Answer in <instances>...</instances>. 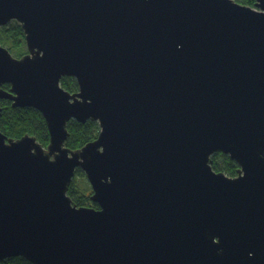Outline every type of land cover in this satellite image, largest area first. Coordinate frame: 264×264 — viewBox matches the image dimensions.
Here are the masks:
<instances>
[{
	"label": "water",
	"instance_id": "water-1",
	"mask_svg": "<svg viewBox=\"0 0 264 264\" xmlns=\"http://www.w3.org/2000/svg\"><path fill=\"white\" fill-rule=\"evenodd\" d=\"M12 21L0 101L50 142L0 131V263L264 264V0H0ZM71 121L98 138L69 149ZM78 169L99 209L68 196Z\"/></svg>",
	"mask_w": 264,
	"mask_h": 264
},
{
	"label": "trees",
	"instance_id": "trees-1",
	"mask_svg": "<svg viewBox=\"0 0 264 264\" xmlns=\"http://www.w3.org/2000/svg\"><path fill=\"white\" fill-rule=\"evenodd\" d=\"M237 3L254 8L257 0H234ZM0 41L7 46L11 53H14L16 58L24 57L25 35L21 25L13 23L9 27H3L0 30ZM62 87L70 93L79 91V86L74 78L65 77L61 82ZM5 90H9L10 86L5 85ZM0 106L3 107V114L0 116V131L13 139H20L26 135L34 136L44 146L48 147L50 135L47 123L43 115L33 108H13L10 101H0ZM69 138L66 146L77 151L82 149L88 143L95 141L100 134V126L97 122L89 121L86 124L77 121H71L68 124ZM212 168L218 173H224L228 177L234 178L238 175L239 166L228 155L224 153H216L212 157ZM85 174L78 169L76 178ZM70 185L68 196L73 203L79 207L87 206L88 202L83 197L79 196V191L74 184ZM91 202V201H90ZM98 209L99 206L94 204ZM0 264H31L22 257L7 259Z\"/></svg>",
	"mask_w": 264,
	"mask_h": 264
},
{
	"label": "rangeland",
	"instance_id": "rangeland-1",
	"mask_svg": "<svg viewBox=\"0 0 264 264\" xmlns=\"http://www.w3.org/2000/svg\"><path fill=\"white\" fill-rule=\"evenodd\" d=\"M255 8V7H254ZM13 23H18V22H16V21H12L9 25H11V24H13ZM19 24V23H18ZM9 25L8 26H6V27H9ZM20 25V24H19ZM3 28V27H2ZM2 28H0V30L2 29ZM0 46H3V47H5V48H8L7 46H5L1 41H0ZM23 50H24V53L25 52H27L28 53V49H27V45H26V42H25V46H24V48H23ZM13 54V56H14V53H12ZM15 57V56H14ZM237 177V176H236ZM75 183V186H76V189L79 191V196H81V197H83L85 200H87V201H91V197L94 195V191H93V188H92V186H91V184H90V182L88 181V179H87V177H86V175L84 176V177H82V176H79V177H77L76 178V176H75V178H74V180H73ZM73 183V182H72ZM88 202V204H87V206H85V207H90V208H96L95 206H94V204L95 203H93L92 201L91 202ZM99 209V208H98Z\"/></svg>",
	"mask_w": 264,
	"mask_h": 264
},
{
	"label": "bare ground",
	"instance_id": "bare-ground-1",
	"mask_svg": "<svg viewBox=\"0 0 264 264\" xmlns=\"http://www.w3.org/2000/svg\"><path fill=\"white\" fill-rule=\"evenodd\" d=\"M88 208H90V207H88Z\"/></svg>",
	"mask_w": 264,
	"mask_h": 264
}]
</instances>
